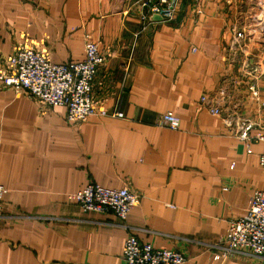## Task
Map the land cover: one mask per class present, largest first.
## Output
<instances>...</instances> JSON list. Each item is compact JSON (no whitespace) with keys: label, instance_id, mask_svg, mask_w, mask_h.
I'll list each match as a JSON object with an SVG mask.
<instances>
[{"label":"crops","instance_id":"0c3cea01","mask_svg":"<svg viewBox=\"0 0 264 264\" xmlns=\"http://www.w3.org/2000/svg\"><path fill=\"white\" fill-rule=\"evenodd\" d=\"M137 1L0 0V61L31 43L53 63L78 62L88 37L105 57L94 100L117 111L69 124L64 107L0 81V264H122L128 234L181 252L184 264H264L221 248L229 220L264 191V143L239 140L224 122L233 113L264 122V77L252 96L251 76L230 64L235 28L244 59L264 55L243 24L247 0H178L169 21L143 18ZM220 88L229 95L214 116L199 99ZM167 111L178 129L156 125ZM90 182L127 186L139 203L124 221L83 212L67 194Z\"/></svg>","mask_w":264,"mask_h":264},{"label":"built area","instance_id":"2783aa9c","mask_svg":"<svg viewBox=\"0 0 264 264\" xmlns=\"http://www.w3.org/2000/svg\"><path fill=\"white\" fill-rule=\"evenodd\" d=\"M178 0H138L136 4L145 9L143 18L159 16L169 21L174 14ZM261 21V20H260ZM264 21V18H263ZM260 23V22H259ZM240 39V40H239ZM244 36L234 38L230 49L236 44L244 49ZM240 46V45H239ZM105 57L98 44L90 38L84 41V57L78 62L53 63L47 52L31 43L16 48L0 61V81L4 87L22 90L45 107L62 106L65 120L69 124L84 121L89 116H115L94 100L93 81ZM251 76L247 88L257 96V80L264 73L258 64H244ZM225 89L217 93L200 96V104L214 116H221L222 102L228 98ZM224 122L234 129L239 140L264 143V122L244 118L237 113L224 116ZM179 118L167 111L158 115L156 125L178 129ZM258 165L264 170V151L257 156ZM7 189L0 185V214L2 196ZM67 199L76 202L83 212H111L118 220L127 217L131 208L139 203L140 195L127 186L105 188L88 183L84 188L67 194ZM224 258L235 253H247L264 258V191L255 190L250 197L244 215L231 219L221 245ZM122 264H184L185 256L179 251L157 248L149 242L140 241L134 234H128L123 243Z\"/></svg>","mask_w":264,"mask_h":264},{"label":"rangeland","instance_id":"374dc122","mask_svg":"<svg viewBox=\"0 0 264 264\" xmlns=\"http://www.w3.org/2000/svg\"><path fill=\"white\" fill-rule=\"evenodd\" d=\"M244 11V10H243ZM264 0H247V7L245 11V15L242 18L249 27L251 28L252 31H250L251 35H248V37L253 38V40L257 42L260 40L261 42L258 44H255V49L259 50V52H262L264 54ZM261 20V21H260ZM260 22V23H259ZM234 33L236 34L237 37H240L241 35H245L242 29H234ZM255 36V37H254ZM240 40V39H239ZM240 45V46H239ZM244 49L242 50V45L241 44H236L235 48L232 49V55L230 56L232 67L234 69L235 74H237L238 68L241 67L242 70L244 71V74L248 75L246 71V67H244V64L248 63L250 66L253 64H258V67H262L261 71L264 72V55L260 57H256L253 62H250L247 55L246 59H244ZM240 54H242L243 58L240 59ZM260 54V53H259ZM239 59L240 65H239ZM249 76V75H248ZM264 77V73H262L260 77ZM222 89V88H220ZM218 92V91H217Z\"/></svg>","mask_w":264,"mask_h":264},{"label":"water","instance_id":"95a60500","mask_svg":"<svg viewBox=\"0 0 264 264\" xmlns=\"http://www.w3.org/2000/svg\"><path fill=\"white\" fill-rule=\"evenodd\" d=\"M157 17V19H159L160 17L159 16H156Z\"/></svg>","mask_w":264,"mask_h":264}]
</instances>
